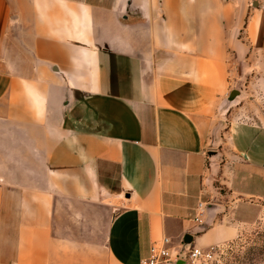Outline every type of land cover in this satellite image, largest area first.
I'll list each match as a JSON object with an SVG mask.
<instances>
[{"label":"crops","instance_id":"0c3cea01","mask_svg":"<svg viewBox=\"0 0 264 264\" xmlns=\"http://www.w3.org/2000/svg\"><path fill=\"white\" fill-rule=\"evenodd\" d=\"M254 4L0 0V264H138L163 236L224 239L216 142L232 63L264 47Z\"/></svg>","mask_w":264,"mask_h":264},{"label":"rangeland","instance_id":"374dc122","mask_svg":"<svg viewBox=\"0 0 264 264\" xmlns=\"http://www.w3.org/2000/svg\"><path fill=\"white\" fill-rule=\"evenodd\" d=\"M256 1H260L264 12V0H246L248 9H258ZM243 60L230 67V83L224 97V107L230 108L221 122L225 144L216 142L227 151L218 158L225 168L216 174L222 179L213 180L214 193L209 196L210 201L223 205L214 220L227 229L224 239L218 242L223 245L221 264H264V47H251ZM233 89L240 94L234 102L227 103ZM234 129L243 130L250 138L244 143V155L232 148ZM213 240L214 236L205 235L200 240L195 238L193 243L206 248L214 245H206Z\"/></svg>","mask_w":264,"mask_h":264},{"label":"built area","instance_id":"2783aa9c","mask_svg":"<svg viewBox=\"0 0 264 264\" xmlns=\"http://www.w3.org/2000/svg\"><path fill=\"white\" fill-rule=\"evenodd\" d=\"M203 212V203L199 202L190 220L201 223ZM222 246L217 243L202 248L183 242L175 245L169 237L163 236L149 246L147 255L138 264H221Z\"/></svg>","mask_w":264,"mask_h":264},{"label":"water","instance_id":"95a60500","mask_svg":"<svg viewBox=\"0 0 264 264\" xmlns=\"http://www.w3.org/2000/svg\"><path fill=\"white\" fill-rule=\"evenodd\" d=\"M240 94V92L238 90H231L228 97H227V103H232L234 102V100L236 99V97ZM217 207V205L213 204V203H209L206 205L205 209L208 213V219L212 220L213 219V215H211V210L215 209ZM210 211V212H209ZM183 243L184 244H190L191 243V236L190 235H185L183 238Z\"/></svg>","mask_w":264,"mask_h":264}]
</instances>
